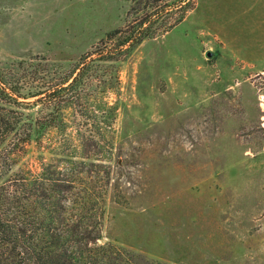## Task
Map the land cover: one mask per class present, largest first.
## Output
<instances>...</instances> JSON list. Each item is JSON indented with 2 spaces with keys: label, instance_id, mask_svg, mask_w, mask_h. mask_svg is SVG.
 Here are the masks:
<instances>
[{
  "label": "rangeland",
  "instance_id": "1",
  "mask_svg": "<svg viewBox=\"0 0 264 264\" xmlns=\"http://www.w3.org/2000/svg\"><path fill=\"white\" fill-rule=\"evenodd\" d=\"M100 53L114 60L76 109L97 143L89 181L108 184L98 244L136 264H264V0H0L8 80L44 90ZM61 139L29 143L17 168L38 172Z\"/></svg>",
  "mask_w": 264,
  "mask_h": 264
},
{
  "label": "trees",
  "instance_id": "2",
  "mask_svg": "<svg viewBox=\"0 0 264 264\" xmlns=\"http://www.w3.org/2000/svg\"><path fill=\"white\" fill-rule=\"evenodd\" d=\"M142 37L129 35L115 50L128 53ZM92 55L82 57L62 81L44 90L22 79L8 80L0 71V264H136L138 255L98 244L108 184L89 181V171L97 165L87 151L97 143L82 132L76 109L85 85L95 77L93 65L114 60V54ZM37 105H42L40 115L27 118L23 110ZM107 108L113 116L115 108ZM69 126L79 136L78 144L67 133ZM52 132L62 137L51 148L55 160L38 172L17 168L26 146Z\"/></svg>",
  "mask_w": 264,
  "mask_h": 264
},
{
  "label": "water",
  "instance_id": "3",
  "mask_svg": "<svg viewBox=\"0 0 264 264\" xmlns=\"http://www.w3.org/2000/svg\"><path fill=\"white\" fill-rule=\"evenodd\" d=\"M211 55H212V54H211L210 52L207 53V56H208V57H211Z\"/></svg>",
  "mask_w": 264,
  "mask_h": 264
}]
</instances>
